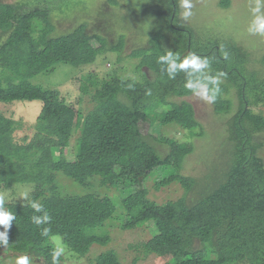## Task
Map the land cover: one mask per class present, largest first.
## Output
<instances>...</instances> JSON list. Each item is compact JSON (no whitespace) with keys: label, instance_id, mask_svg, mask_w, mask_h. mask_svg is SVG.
Returning <instances> with one entry per match:
<instances>
[{"label":"trees","instance_id":"1","mask_svg":"<svg viewBox=\"0 0 264 264\" xmlns=\"http://www.w3.org/2000/svg\"><path fill=\"white\" fill-rule=\"evenodd\" d=\"M152 1L160 6L159 19L173 35V49L160 42L166 37L161 32L150 38L147 48L152 46L151 51L135 48L130 57L139 59L140 80L119 73L100 77L92 71L83 75L81 92L90 94L95 102L84 114L61 97L57 88H44L31 79L53 71L60 62L73 67L93 63L99 54L110 50L119 52L122 60L126 36L120 37L119 47L107 45L105 36L87 30L88 22L53 35L50 8L62 9L60 0H0V102H42L34 133L16 139L19 124L0 109V190L32 185L29 197L42 205L37 211L28 200L5 201L16 219L6 230L8 245L0 242V251L30 259L33 255L45 264H54L59 238L68 250L85 255L93 246L112 239V227L131 229L153 222L154 232L143 244L145 255L172 254L169 264H264V159L258 153L261 143L254 141V134L264 129V115L253 109L264 104V76L248 68L249 52L235 42L201 39L182 25L176 19L177 0ZM221 5L228 6L229 0H221ZM168 51L178 53L181 59L191 53L208 57L210 66L197 72L178 68L174 78H169L168 62H158ZM220 72L224 75L221 91L212 102L214 111L226 114L231 110L232 100L224 95L231 87L238 95L239 108L228 120L225 150L229 160L213 183L203 185L202 180L182 175L181 161L173 159L176 149L191 152L192 144L169 136L156 138L151 128L175 125L191 135H203L205 128L193 104L175 98L196 91L185 87L187 80L203 81ZM208 87H213L210 82ZM142 123L150 127L146 134ZM153 137L168 143L170 149L162 155L150 139ZM72 146L75 156L69 160L65 150ZM157 168H171V172L156 179L153 188L175 181L186 191L196 189L198 196L162 203L150 198L145 182ZM64 175L75 181L71 184L93 186L97 181L100 188L87 193L70 191L63 183ZM113 188L121 196L119 208L109 196ZM46 212L51 219L43 221ZM33 216L41 218V223L36 224ZM44 228L49 229L46 236L41 234ZM2 231L5 227L0 225ZM198 238L203 242L193 247ZM138 258L134 257V264ZM63 260L62 253L56 264ZM90 264L125 263L113 248L98 254Z\"/></svg>","mask_w":264,"mask_h":264},{"label":"rangeland","instance_id":"2","mask_svg":"<svg viewBox=\"0 0 264 264\" xmlns=\"http://www.w3.org/2000/svg\"><path fill=\"white\" fill-rule=\"evenodd\" d=\"M1 1L17 3L27 0ZM60 1L63 6L62 9L54 5L50 8L52 23L55 26L53 35L65 34L77 27L78 24L88 22L87 30L105 36L109 42H106L107 45L119 47L120 37H122V34L126 36L125 45H123L124 58L122 60L118 59L119 52L110 50L99 54L93 63L73 67L70 64L60 62L53 71L40 73L31 79L33 83L44 88H57L60 96L65 98L81 113L89 112L95 105L90 94L81 92L80 85L83 75L92 71L96 72L100 77L119 73L121 77L140 80L143 71L137 69L136 64L139 59L130 57L131 52L137 47L152 49V46L147 48L150 45H148V42L154 34H159L160 32L166 35L160 42L167 48L172 47L173 35L165 23H161L162 20L159 19L161 15L160 6H157L152 0H117L118 3H114L111 0ZM177 3H179V10L176 19L182 25L190 27L196 33V36L201 39L218 38L235 42L238 47L244 48L249 52L248 68L258 70L264 76V34L249 31L255 16L264 14V0H260V13L252 11L257 5V0H229V5L226 7L221 5V0H191L192 8L190 11L192 14L187 18H184L182 14L184 9L180 7L179 0H177ZM109 49H112V47L110 46ZM144 69L148 70L146 67H143ZM14 82L17 83L18 80ZM197 92L198 90L186 97H177L175 99L178 101L185 99L193 104L197 118L205 128L203 135H191L188 130L180 129L175 125H168L170 127L161 126L162 128L160 127L158 130L152 127L151 131L156 138L169 136L174 137L179 142H190L192 151L186 152L184 148L176 149L173 159L181 161L180 173L182 175L202 180V184L205 185L206 182L213 183L216 176L221 175L220 167L229 160L225 150L228 145L226 142L228 120H231L238 110L239 98L233 87H231L230 91L224 92L225 97H229L232 100L231 110L226 114H218L214 111L213 103H209L200 97ZM41 106L42 102L39 100L15 101L12 105L0 102V109L4 110L5 114L13 116L17 122L16 124H19L14 132L15 139L26 134L31 136L34 133L33 124L41 111ZM253 109L255 112L264 115V104L254 106ZM142 128L144 134L150 131L148 123H142ZM76 137L77 133L72 137V144H75ZM154 137L150 138L153 144L162 155L165 154L170 149V145L166 142H158ZM254 141L261 143L258 153L264 159V129L254 134ZM26 150L28 152L31 151ZM65 155L69 160H72L75 156V146L67 148ZM170 172L171 168H157L149 174L145 183L149 189L150 198L162 203L168 199L177 200L183 196H186L188 200L198 196L196 189L186 191L182 183L175 181L159 189L153 188L156 179ZM63 177L66 179L63 180V183L69 185V190L73 192L85 191L87 193L100 188L97 185V181H94L93 186L92 184L88 186L75 184V186L71 184V182L75 183L73 179L66 175ZM25 188L33 190L32 185H15V187L13 186L9 189H1L0 194H7L5 201H25V198L19 196V192ZM101 189L103 190V188ZM106 189L108 190L105 187ZM109 196L113 198L119 208L121 201L119 192L113 188L109 191ZM110 229L112 230V239H109L105 245L97 244L93 246L85 255L75 254L66 248L60 238L56 240L55 244L64 248L62 264H90V261L98 254L113 248L125 264H134L135 256L139 257L135 264H169L172 254H144L145 246L143 244L151 238L154 232L153 222L149 225L139 223L131 229H119L116 227ZM203 238L205 239V236ZM202 242L203 240L198 238V240H194L192 245L193 247L200 246ZM130 243L136 244V247L132 249L129 247ZM17 257L18 255H15L12 251L1 250L0 264H15ZM31 257H33L30 259L31 264H45L41 258L33 255Z\"/></svg>","mask_w":264,"mask_h":264},{"label":"clouds","instance_id":"3","mask_svg":"<svg viewBox=\"0 0 264 264\" xmlns=\"http://www.w3.org/2000/svg\"><path fill=\"white\" fill-rule=\"evenodd\" d=\"M180 7L184 9L183 16L184 18L189 17L192 13L190 9L192 8L191 0H179ZM254 13H260L261 5L260 0H257V5L255 8L252 9ZM250 32L253 33H262L264 34V14L256 15L252 26L249 28ZM172 45V44H171ZM167 48V47H165ZM169 50L173 49V45ZM168 62L167 73L169 78H174V74L176 70L179 69H191L193 72H197L208 68L210 66V59L208 57H201L195 53H191L181 59L180 55L173 54V52L168 51L165 55L159 57V63L163 65V62ZM163 71V68H162ZM224 75L223 72L217 73L216 75H211L204 77L202 81L200 78H196L195 80L189 79L185 83V87L191 90H198L197 94L208 101L209 103L216 100L217 95L220 93V78ZM206 81V82H205ZM212 84V88L209 89L208 83ZM209 91H211V95H209ZM31 189L25 188L19 192V196L28 200L30 206L35 208L37 211L40 210L42 205H40L37 201L31 200L29 197ZM7 194H0V225L5 227V231L0 232V242H2L5 246L8 245V236H7V229L11 226V222L16 219L15 214L7 207H5V196ZM32 220L35 221L36 224L41 223V218L32 217ZM51 217L46 212L44 217L42 218L43 221L50 220ZM49 229L44 228L42 230V235H48ZM64 252V248L62 246L57 245L53 252V262L56 264V261L60 257V255ZM15 264H31L30 258L28 255H21L18 256Z\"/></svg>","mask_w":264,"mask_h":264}]
</instances>
